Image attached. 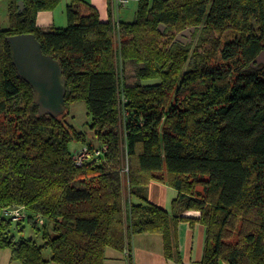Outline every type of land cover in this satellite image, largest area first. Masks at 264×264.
I'll use <instances>...</instances> for the list:
<instances>
[{
	"label": "trees",
	"instance_id": "16d2710c",
	"mask_svg": "<svg viewBox=\"0 0 264 264\" xmlns=\"http://www.w3.org/2000/svg\"><path fill=\"white\" fill-rule=\"evenodd\" d=\"M58 2L9 0L0 29V249L20 264H104L107 248L129 256L130 236L148 232L172 259L176 226L188 221L205 228L199 264H264V63H253L264 52V0H140L119 24V51L84 0H70L65 28L38 29L37 12ZM191 27L195 45L173 43ZM18 34H33L62 69L66 109L56 118L38 114L17 75L6 38ZM80 101L106 150L76 166L69 144L84 136L65 116ZM151 181L176 190L170 211L148 201ZM13 209L23 217H6ZM24 223L40 244L15 237Z\"/></svg>",
	"mask_w": 264,
	"mask_h": 264
},
{
	"label": "crops",
	"instance_id": "0c3cea01",
	"mask_svg": "<svg viewBox=\"0 0 264 264\" xmlns=\"http://www.w3.org/2000/svg\"><path fill=\"white\" fill-rule=\"evenodd\" d=\"M88 5L96 9L101 22H109L112 27L114 41L118 40V28L120 22H131L132 11L127 6H117L113 0H84ZM70 0H59L53 9L40 10L36 14V26L41 31H50L52 29H62L67 26L66 6ZM138 3V2H136ZM9 0H1L0 6L6 10V16L0 15V29L8 26V9ZM58 9V10H57ZM58 11V12H57ZM122 11V13H121ZM65 15V19L61 17ZM121 18L126 21H121ZM118 25V27L116 26ZM118 42V41H117ZM156 181L147 184L145 192L149 202L170 211V205L175 199L177 193L172 195L171 199L167 198V190ZM132 202H138L136 198L130 199ZM177 240L176 256L172 259H166L163 253L162 236L157 233H138L129 238V256L128 251H117L107 248L105 251L104 264H199L205 244V228L202 224L188 221H180L175 229ZM176 257L179 259H176ZM17 261L11 260L9 249H0V264H16ZM20 264L19 262H17Z\"/></svg>",
	"mask_w": 264,
	"mask_h": 264
},
{
	"label": "water",
	"instance_id": "95a60500",
	"mask_svg": "<svg viewBox=\"0 0 264 264\" xmlns=\"http://www.w3.org/2000/svg\"><path fill=\"white\" fill-rule=\"evenodd\" d=\"M18 5L22 11L23 3L19 1ZM162 28L163 26L159 27L160 30ZM194 31L193 27L181 31L173 43L179 41L181 36L189 38ZM6 39L10 45L12 63L17 75L34 92L38 114L54 118L60 116L66 109L64 97L67 88L58 61L42 52L40 43L33 34H18ZM253 63L256 65L264 63V52H261ZM218 264L226 263L219 260Z\"/></svg>",
	"mask_w": 264,
	"mask_h": 264
},
{
	"label": "rangeland",
	"instance_id": "374dc122",
	"mask_svg": "<svg viewBox=\"0 0 264 264\" xmlns=\"http://www.w3.org/2000/svg\"><path fill=\"white\" fill-rule=\"evenodd\" d=\"M150 2H152V0H150ZM129 7L132 11V19L131 21L133 20V17H134V14H135V11L137 9V3L136 2H132V3H129L128 5L126 6H123V7H120V8H124V7ZM58 10V9H57ZM58 12V11H57ZM122 13V11H121ZM7 14H8V10H7ZM0 15L1 17H3V15L6 16V10L3 9V5L0 6ZM61 17H63L65 19V15L61 14ZM121 21H126L124 19L121 18ZM229 26V25H227ZM230 27V26H229ZM229 27H226L224 31H222L221 35H220V38L221 40L223 38H226V34L229 33V30L230 28ZM164 27L162 28V30H160L161 32L164 31ZM181 31L177 32V31H174V34H173V39L177 36L178 33H180ZM199 35L200 33H192V35L187 38L186 36H181L180 37V40L177 41L179 43H182L183 45H187V44H190V45H195L199 39ZM216 36V34H215ZM229 36V35H228ZM184 40V41H183ZM118 40L116 39L115 43H114V47H115V51H119V44L121 42V40ZM183 41V42H182ZM185 42V43H184ZM114 51V53H115ZM128 68V69H127ZM118 73H119V78H118V84H120L121 82V78L122 77V70H120V64H119V70H118ZM125 74L126 76L130 79V80H133V75H134V65L132 63H128L127 64V67H126V71H125ZM142 84H152V83H156V80H143V81H140ZM119 95H121V93H119ZM67 110H68V114L65 116V120L71 124V126L77 131V132H80L81 134H83L84 136V139L83 140H72L69 144V150L71 153H73L75 150H79L85 146H87L89 143H91L92 145V151L95 150V149H99V146H100V143L99 141L93 136L94 134V129L92 127H90V123H91V115L89 114L88 110L86 109V106H85V103L84 102H74L72 104H69L68 107H67ZM120 154H121V161H122V166L120 168L121 172L123 170V168H126L128 169L129 171V162H128V157L126 156V153H125V144L123 141H120ZM101 157V155H99ZM99 158V157H97ZM128 173V172H127ZM163 184V183H161ZM166 190H167V198L168 200L171 199L172 195L176 194V190L173 189L172 187H169L167 186L166 184H164ZM169 209V208H168ZM167 209V210H168ZM39 222L40 224L39 225V228L42 227V220L39 219ZM24 230L21 231V232H14L15 233V237L16 238H19V237H25V238H33L38 244L41 243V234L37 231H35L32 227L29 226L28 223H24ZM52 234V233H51ZM42 254H43V257L46 259V260H49L50 257H51V251L49 249H43L42 250ZM16 264H18L16 262ZM48 264H55L53 262H49Z\"/></svg>",
	"mask_w": 264,
	"mask_h": 264
},
{
	"label": "built area",
	"instance_id": "2783aa9c",
	"mask_svg": "<svg viewBox=\"0 0 264 264\" xmlns=\"http://www.w3.org/2000/svg\"><path fill=\"white\" fill-rule=\"evenodd\" d=\"M140 0H113V3H115L117 6H126L129 3L132 2H139ZM150 2V0H148ZM118 27V25H116ZM106 150V147L103 146L99 149H95L92 151V148H89L88 146H85L79 150H75L72 153V162L76 166H80L87 161L91 160L92 158H97L103 151ZM128 169L123 168L122 174H127ZM6 217H10L13 220H19L23 217L21 212L18 209H13L10 211L5 212Z\"/></svg>",
	"mask_w": 264,
	"mask_h": 264
}]
</instances>
